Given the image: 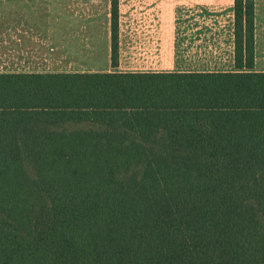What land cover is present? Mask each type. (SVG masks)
Segmentation results:
<instances>
[{
	"label": "trees",
	"instance_id": "trees-1",
	"mask_svg": "<svg viewBox=\"0 0 264 264\" xmlns=\"http://www.w3.org/2000/svg\"><path fill=\"white\" fill-rule=\"evenodd\" d=\"M234 27L236 72L0 73V264H264L253 0Z\"/></svg>",
	"mask_w": 264,
	"mask_h": 264
},
{
	"label": "crops",
	"instance_id": "crops-1",
	"mask_svg": "<svg viewBox=\"0 0 264 264\" xmlns=\"http://www.w3.org/2000/svg\"><path fill=\"white\" fill-rule=\"evenodd\" d=\"M115 1L116 67L110 61L112 0H0V39L107 40L102 64L93 57L87 71L63 73L239 71L235 65V0ZM259 1L264 5V0H253L254 10ZM256 17L254 11L252 70L264 72V43H258ZM87 54L91 60V53ZM70 58L67 65L73 68L75 57Z\"/></svg>",
	"mask_w": 264,
	"mask_h": 264
},
{
	"label": "rangeland",
	"instance_id": "rangeland-1",
	"mask_svg": "<svg viewBox=\"0 0 264 264\" xmlns=\"http://www.w3.org/2000/svg\"><path fill=\"white\" fill-rule=\"evenodd\" d=\"M254 11L257 16L258 43L262 46L264 43V5L262 1L257 3ZM107 44L105 38L77 40L0 39V73L87 71L92 66L93 57L97 58L99 64H102L103 53ZM55 52H57L56 59ZM88 52L91 53V60L88 57ZM71 55L73 58L75 57L72 60L76 65L73 68H68L67 62L70 61ZM59 60L61 63L56 65L55 61L59 62Z\"/></svg>",
	"mask_w": 264,
	"mask_h": 264
}]
</instances>
